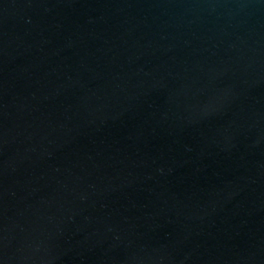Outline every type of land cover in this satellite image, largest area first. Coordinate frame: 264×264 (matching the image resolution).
I'll return each mask as SVG.
<instances>
[{"label": "water", "instance_id": "water-1", "mask_svg": "<svg viewBox=\"0 0 264 264\" xmlns=\"http://www.w3.org/2000/svg\"><path fill=\"white\" fill-rule=\"evenodd\" d=\"M0 264H264V0H0Z\"/></svg>", "mask_w": 264, "mask_h": 264}]
</instances>
